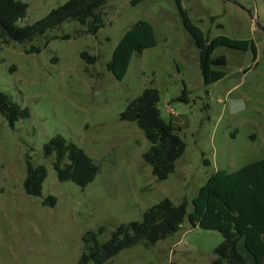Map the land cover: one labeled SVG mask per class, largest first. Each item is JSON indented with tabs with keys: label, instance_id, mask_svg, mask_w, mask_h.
<instances>
[{
	"label": "rangeland",
	"instance_id": "rangeland-1",
	"mask_svg": "<svg viewBox=\"0 0 264 264\" xmlns=\"http://www.w3.org/2000/svg\"><path fill=\"white\" fill-rule=\"evenodd\" d=\"M28 7L19 26L45 17L66 0H21ZM190 19L209 38L254 41L257 55L219 47L231 79L205 86L198 51L184 30L174 0H109L96 35L70 22L25 43L0 39V91L29 110L10 127L0 115V264H77L82 236L103 231L105 242L121 223L141 221L164 198L191 200L216 170L232 172L264 159V0H181ZM146 21L156 45L133 55L123 80L107 70L113 49L135 22ZM69 36L62 39V36ZM50 39L48 45L46 38ZM39 53H28L30 47ZM96 57L86 63L81 54ZM247 71L242 74V70ZM147 86L159 92L161 116L179 128L186 149L175 171L157 181L143 160L149 147L134 122L120 120L127 104ZM188 103L177 101L183 88ZM167 106L174 111L168 112ZM55 135L81 148L98 166L85 187L59 181L43 145ZM47 175L41 196L23 190L27 163ZM56 198L53 207L43 205ZM216 231L187 220L173 236L151 247L121 251L110 264H211L222 241ZM237 250L248 264L243 241Z\"/></svg>",
	"mask_w": 264,
	"mask_h": 264
},
{
	"label": "trees",
	"instance_id": "trees-1",
	"mask_svg": "<svg viewBox=\"0 0 264 264\" xmlns=\"http://www.w3.org/2000/svg\"><path fill=\"white\" fill-rule=\"evenodd\" d=\"M109 0H66L45 17L31 24L19 26L17 22L26 15L28 5L21 0H0V39L8 43H25L44 37L49 30L70 22L80 24L87 35H96L104 27L103 8ZM145 0H130L135 6ZM182 26L198 51V65L203 84L209 86L227 76L223 69L227 65L225 55L213 56V51L226 47L238 51H251L255 59L257 49L254 41L237 40L226 36L209 38L190 19L181 0H174ZM46 38L45 46L50 39ZM69 36H62L68 39ZM156 45L152 26L146 21H137L122 35L113 49L106 68L121 81L125 77L133 55ZM28 53H39V47H30ZM264 54V48H263ZM88 64L96 57L81 54ZM247 69L242 70L244 74ZM188 91L184 87L177 101L188 103ZM0 115L5 122L14 124L29 117V110L12 97L0 91ZM120 120L134 122L142 131L149 147L143 160L151 168L157 181L165 180L175 171L176 162L183 155L186 144L171 121L161 116L159 92L147 86L132 99L120 114ZM43 156L52 160L57 179L70 181L85 187L94 180L99 169L95 162L74 143L55 135L43 145ZM47 171L42 165L27 163L23 190L27 196H41ZM56 198L48 196L43 205L53 207ZM191 211L187 212V201L174 204L164 198L144 213L141 221L121 223L105 242L99 241L98 232L88 231L82 236V252L77 264H110L121 251L137 245L151 247L157 242L175 235L185 222L192 227L212 230L222 235V241L214 248L211 264H248L237 247L243 241L244 248L252 257V264H264V159L248 163L232 172L216 170L202 185L191 200Z\"/></svg>",
	"mask_w": 264,
	"mask_h": 264
},
{
	"label": "water",
	"instance_id": "water-1",
	"mask_svg": "<svg viewBox=\"0 0 264 264\" xmlns=\"http://www.w3.org/2000/svg\"><path fill=\"white\" fill-rule=\"evenodd\" d=\"M235 76H236V74H230V75L226 76L225 79H231V78H233Z\"/></svg>",
	"mask_w": 264,
	"mask_h": 264
},
{
	"label": "built area",
	"instance_id": "built-area-1",
	"mask_svg": "<svg viewBox=\"0 0 264 264\" xmlns=\"http://www.w3.org/2000/svg\"><path fill=\"white\" fill-rule=\"evenodd\" d=\"M167 109H168V112H169L170 114H174V111L171 110V109L169 108V106H167Z\"/></svg>",
	"mask_w": 264,
	"mask_h": 264
}]
</instances>
